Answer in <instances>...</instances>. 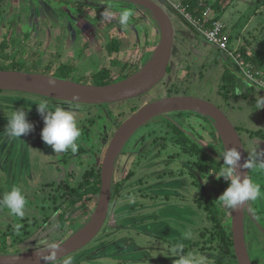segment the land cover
I'll list each match as a JSON object with an SVG mask.
<instances>
[{"label": "rangeland", "instance_id": "obj_1", "mask_svg": "<svg viewBox=\"0 0 264 264\" xmlns=\"http://www.w3.org/2000/svg\"><path fill=\"white\" fill-rule=\"evenodd\" d=\"M154 1L168 13L175 30L170 71L162 83L137 99L90 106L56 104L57 101L36 94L1 91L0 148L9 138L6 126L8 117L15 110H24L27 120L41 133L45 125L37 108L38 103L46 102L51 107L72 111L80 131L83 126L89 125V130L97 137L96 146L102 147L101 153L97 155L99 162L110 141L98 138L99 135L113 133L117 124L151 102L170 96H189L209 101L224 112L238 129L247 157L253 140L258 144V150H264V139L252 137V133L264 130V107L257 110L255 107L257 96L264 97V86L260 88L255 85L232 57L198 33L182 14L179 4H176L177 7L172 0ZM205 1L210 6L214 2ZM73 4L80 6L73 7ZM124 9L133 12L128 26L118 23L119 12ZM106 10L114 14L111 20L102 18ZM220 20L227 27L231 50L238 49L245 55L246 61L253 66L251 69L259 73L258 78L264 84V0H236L220 16ZM77 33L91 40L94 36L118 38V51L110 53L105 49L98 54L99 60L105 59L103 65L113 71L111 77L115 80L130 68H137L138 71L143 68L161 40L153 15L126 2L0 0V63L10 64L22 60L27 62H19L25 66L23 71L29 72L28 61L32 53L37 51L40 53L35 62L38 68L50 60L60 62L65 59L71 63V55L68 54L72 53L74 44L67 43L64 59H48L55 49L46 38L54 36L58 39L59 35ZM95 41L91 50L97 53L100 42ZM20 52L22 54L17 55ZM93 60L90 63L87 61L85 65L79 64L81 73H90L102 67L95 65ZM126 64L127 69L122 73L121 69ZM226 72L232 75L233 85L230 88L235 92V98L225 95L226 82L223 76ZM81 75L85 76L84 73ZM203 117L193 112L177 111L156 116L145 123L131 137V143L118 162L116 182H122V185L114 188L113 207L101 233L85 249L56 264H63L66 259H71L72 264H176L178 256L175 249L178 245L184 254L205 256L207 264H238L234 247L228 239H223L230 234L231 214L217 201L224 192L220 184L222 177L216 179L219 172L217 166L223 165V160L219 158L228 146L211 121ZM178 129L187 132L195 144L211 155L214 162L205 163L204 169L200 164L202 155L185 149L179 143L181 133ZM35 146L48 153L61 154L55 153L42 137L32 138L30 144H25V135H22L14 138L9 146L6 144L8 148L0 161V176L6 174L4 169L11 152L19 151L27 156ZM171 159L174 161L171 162ZM128 171L132 179L126 183L123 181ZM146 176L153 180L148 181ZM250 179L264 193V169H252ZM13 187H19L26 196L25 216H13L0 206L1 254L43 250L47 247L43 241L59 245L83 228L98 203V198L91 199L87 205L90 211L83 215L76 209L80 204L77 205L71 213V220L76 223L68 226L60 223L61 213L69 205V200L64 196L68 188L33 182L16 186L0 181V198ZM208 203L218 204L227 219L222 222L220 217L211 212ZM214 216L217 218L213 219ZM247 229L253 263L264 264V195L249 202ZM113 246H118L121 252L116 256L98 257Z\"/></svg>", "mask_w": 264, "mask_h": 264}, {"label": "water", "instance_id": "obj_2", "mask_svg": "<svg viewBox=\"0 0 264 264\" xmlns=\"http://www.w3.org/2000/svg\"><path fill=\"white\" fill-rule=\"evenodd\" d=\"M62 1H101V0H62ZM121 1L143 9L156 20L161 40L149 62L132 76L108 85H87L57 78L54 76L24 71L0 70V91L24 92L47 98L88 105H105L119 103L143 97L150 93L168 74L173 55L175 30L168 13L154 0H109ZM55 81V87H49V81ZM188 111L208 118L218 130L228 148L236 147L241 153L243 164L247 153L236 127L217 106L209 101L189 97L170 96L151 102L126 120L115 133L103 161L101 170V191L96 209L86 224L65 239L58 246V259L86 248L101 233L108 219L112 205L113 176L117 161L130 138L152 118L173 113ZM3 145V147H5ZM250 178V169H241ZM249 213V202L241 209L232 211V235L235 257L238 264H253L249 251L246 230V214ZM254 218V217H253ZM77 237L72 240V237ZM43 250L19 254H0V264H45L37 257ZM47 254V252L45 253Z\"/></svg>", "mask_w": 264, "mask_h": 264}, {"label": "flooded vegetation", "instance_id": "obj_3", "mask_svg": "<svg viewBox=\"0 0 264 264\" xmlns=\"http://www.w3.org/2000/svg\"><path fill=\"white\" fill-rule=\"evenodd\" d=\"M57 2L62 3L66 1L61 0ZM67 2H72V1H67ZM60 26H62L61 21H60ZM68 27H70V25H68ZM73 32H74V29H73ZM46 40L49 42L51 41L53 44L51 45L52 47L54 46V49H55V52L53 54L51 53L47 57L48 59L51 57L64 59V56H66L65 54L67 53L66 50L68 49V47H66L67 43L71 42V44H74L72 47V53L68 54V55H71V60H69L71 61V63L64 61L65 59L60 62H53V60H50L48 63L45 64V66H43L42 68H38L35 65V62H36V59H38L37 57L40 53L39 51H37V52L32 53L31 59L28 61V69H30L29 72L54 76L57 78L66 79L69 81L87 84V85H99L98 82H117L119 80L126 79V78L123 79L122 77L126 75L127 73L124 75L122 74L123 76L121 75L116 80L113 79L111 77L112 76L111 74H113V71L111 70V68L107 69L103 65L104 64L103 62L105 59L99 60V55H98L105 49L110 51V53H114L115 51H118L120 47L118 43L119 41L118 38L115 39L112 37L111 39L108 36H94L93 39L91 40L84 34L77 33L73 35L71 34L59 35L58 39L54 36H50V37L48 36ZM95 40L100 42L98 46L99 49L97 50L99 52L97 53L93 52L94 50H91L93 44L96 42ZM21 54H22L21 52L17 53V55H21ZM66 60H68V58H66ZM91 60H93L95 65L97 66L100 65L102 67L97 70H93V71L91 70L90 73H88V71H85L83 72L85 76H82L81 74L83 73H81V71L78 69L79 64L85 65L87 64V61L88 63H90ZM20 61L25 62L22 60ZM87 69H89V67ZM126 69H127V64L122 67L121 72L123 73ZM78 74L79 76H77ZM50 100L54 102L57 101L58 103L56 104H64V105H69V106L80 104V103L55 100V99H50ZM52 104L54 105L55 103H52ZM81 105L87 106L88 104H81ZM129 118L117 124L114 129L115 132L114 131L113 133L110 132L109 135L107 136L99 135L98 138L110 139L109 144H108V147H109L119 127ZM203 118L206 121H210L206 117H203ZM35 129H37V127L36 128L34 127L33 131H31L32 133H28L27 135H25V144L26 142L30 144V139L32 138L42 137L41 133H39ZM178 131H181V130L178 129ZM187 134H188L187 132L181 131V136L178 140L179 143L181 145H184L183 143L189 142L190 146L194 144L195 146H198L201 150H203V148L195 144L192 141L191 136ZM183 135H185L186 137H184ZM95 138H97L96 135L92 134V132L89 130V125H88V126L82 127L81 135L77 141L78 149L76 152H72L71 150H68L67 152H63L59 155H55L54 153H48L47 151H45L39 146H35L34 149L29 150V153H27V156L23 152H19V151L11 152L9 154L6 168L4 169V173L6 174L3 176H6V178H3V176L1 175L2 177L0 176V181L11 183L16 186H20V185L26 186V185H29L30 182H33V183L41 184L44 186L46 185V186H52V187H55V186L64 187V188L66 187L68 188V193L67 195H64V196L69 197V192L71 191V189L79 188L80 186H93L96 184L98 180V176L100 175L101 177L102 165H103V161H104L106 153L103 159L101 158L100 161L97 162V155L101 153L102 147L100 145L96 146L97 142L95 141ZM12 140H14V138H10V137L8 138L7 140L8 146L12 142ZM130 140L127 142L124 150L122 151L117 161L114 176H113V186L114 187L118 185H122V182L121 183L116 182V180L118 179L116 176L118 172L117 165H118L120 158L124 156V153L126 152V148L131 143ZM82 142L84 143L81 144ZM2 147L0 148V161L2 160L8 148V147H3V148ZM185 149H190V148L185 147ZM172 161H174V159H171V162ZM130 177H131V172L128 171L123 182L127 183L128 181H130L132 179ZM146 178H148L147 179L148 181L153 180V178L148 177V176H146ZM46 179H49L52 181L45 182L44 180ZM75 207H77V205ZM75 207L73 208L72 211H75L76 209L79 210L81 206H78L76 209ZM112 207L113 206L111 205V209ZM72 211L70 213H72ZM247 215L248 213L246 214V230H247V241H248V246H249V231L247 229ZM49 221L50 219H48V222ZM120 252L121 251L118 246H113V247L108 248L106 251H104L103 254H99L98 257L100 258L104 256L105 257H111L114 255L116 256ZM15 254H18V253L15 252Z\"/></svg>", "mask_w": 264, "mask_h": 264}, {"label": "clouds", "instance_id": "obj_4", "mask_svg": "<svg viewBox=\"0 0 264 264\" xmlns=\"http://www.w3.org/2000/svg\"><path fill=\"white\" fill-rule=\"evenodd\" d=\"M114 14L110 10L102 13V18L111 20ZM133 12L124 9L119 12L118 23L121 26H128ZM49 87H55V81H49ZM255 107L261 109L264 107V97L257 96ZM38 113L44 120V128L42 129V140L50 145L55 153H63L71 150L76 152L78 149L77 141L81 135L80 128L77 123L75 114L64 108L51 107L46 102L38 103ZM27 114L24 110H15L8 117L6 132L10 138H20L27 135L33 130V125L27 120ZM223 165L216 174V179L221 177L228 181V187L219 196L217 201L221 207L236 211L241 209L246 203L256 201L261 198L264 193L258 184L254 183L247 173H243L241 169H264V150H258V144L252 141V147L248 151V157L243 164L241 161V153L236 147L225 148L220 158ZM27 199L24 192L19 187H13L9 192L0 198V206L5 207L9 213L16 217H24ZM189 237L191 234H188ZM42 252L37 253L39 259H43L45 264H56L58 251L60 247L55 243H48ZM176 264H207V258L196 253L184 254L181 246H177ZM47 252V254H45ZM63 264H72L71 259H66Z\"/></svg>", "mask_w": 264, "mask_h": 264}, {"label": "trees", "instance_id": "obj_5", "mask_svg": "<svg viewBox=\"0 0 264 264\" xmlns=\"http://www.w3.org/2000/svg\"><path fill=\"white\" fill-rule=\"evenodd\" d=\"M57 1H61V0H57ZM235 1L236 0H217L212 5V9L217 14V19H220V16L218 14H220L221 12H225L227 9H229L231 7V5ZM74 2H76V1H74ZM205 3H206L205 0H182L181 8L185 9L187 13H189L192 16L196 17V16H200L203 13V11L205 10V8L207 6V4H205ZM72 6L73 7H77V6H80V4H73ZM19 62H21V61H15V62H12L10 64L0 63V70L23 71L24 70L23 68H25V66H23V64H21ZM26 71H24V72H26ZM137 71H138L137 68H131L127 72V74L124 75L122 78L123 79L124 78H128V77L132 76L133 74H135ZM169 71H170V69H169ZM223 80L226 82L225 89H226V93L227 94H225V95L226 96H230L231 98H235L236 94L230 88L233 85V83H232V75L229 74L228 72H226L224 74V76H223ZM112 83H115V82H98V84L100 86L108 85V84H112ZM193 114L196 115V116L200 115V114H197V113H193ZM213 128H215V127L213 126ZM179 133H181V131H179ZM238 133H239V131H238ZM183 136L186 137L185 135H183ZM252 137H260V138L264 139V130L252 133ZM183 144H184L183 145L184 147H188V148L192 149V152L200 153L202 155L201 156V162L202 163L200 162V164L203 165L202 167L204 169H206V164L205 163H207L209 161L211 163L214 162V160L211 158V155L209 153L204 152V150H201L198 146H195L194 144H192L190 146L189 142L188 143H183ZM220 167L221 166H217L218 169H220ZM250 176H252V169H250ZM220 184H222L221 191H225V189L228 187L229 182L225 181L224 178L222 177V180L220 181ZM114 188L115 187L113 186L112 206H113V199H114V195H115ZM100 191H101V177H100V175L98 176V180H97L96 184L93 185V186H80L79 188L71 189V191L69 192V197H67V199L69 200V205L66 208V210L61 214L60 223L66 224L68 226L75 225L76 222L74 220H71L72 219V214L70 212L73 210V208L76 205L80 204L81 207L79 208V211L81 212V215L88 213L90 211L89 210L90 208L87 206L88 203L91 201V199L98 198L99 194H100ZM208 207L211 208V212L213 214L217 215L218 217H220L222 219V222H224L227 219L226 216L222 215V211L219 208L218 204L208 203ZM228 212H230V214H231V217H230L229 220L232 221V210H229ZM216 218H217L216 216L213 217V219H216ZM223 239L224 240L228 239L230 241L231 246H233L232 224H231V227H230L229 236L224 237ZM1 252H0V254H1Z\"/></svg>", "mask_w": 264, "mask_h": 264}, {"label": "built area", "instance_id": "obj_6", "mask_svg": "<svg viewBox=\"0 0 264 264\" xmlns=\"http://www.w3.org/2000/svg\"><path fill=\"white\" fill-rule=\"evenodd\" d=\"M182 14L185 16L186 20L194 26V28L200 33L210 44L217 47L224 54L232 57L239 69L242 70L245 75L260 88L263 83L258 78L259 73L255 72L251 63L246 61L245 55H242L241 52L237 50H231L229 43V38L227 36V27L217 19V14L212 9V6L207 5L205 10L200 16H192L187 13L185 9L181 8Z\"/></svg>", "mask_w": 264, "mask_h": 264}, {"label": "crops", "instance_id": "obj_7", "mask_svg": "<svg viewBox=\"0 0 264 264\" xmlns=\"http://www.w3.org/2000/svg\"><path fill=\"white\" fill-rule=\"evenodd\" d=\"M172 1L175 3L174 5H176V4L178 5V4H179V6H181L182 0H172ZM216 1H217V0H214V2H213L212 4L210 3L211 6H212ZM234 3H235V2H234ZM234 3H233V4H234ZM233 4H232V5H233ZM177 5H176V6H177ZM232 5H231V6H232ZM177 7H178V6H177ZM227 10H228V9H227ZM227 10H226V11H227ZM226 11H225V12H226ZM225 12H221V13L218 14V15L221 16V15H222L223 13H225ZM219 20H220V19H219ZM220 21H221V20H220ZM221 22H222V21H221ZM222 23H223V22H222ZM223 24H224V23H223ZM224 25H225V24H224ZM225 26H226V25H225Z\"/></svg>", "mask_w": 264, "mask_h": 264}, {"label": "bare ground", "instance_id": "obj_8", "mask_svg": "<svg viewBox=\"0 0 264 264\" xmlns=\"http://www.w3.org/2000/svg\"><path fill=\"white\" fill-rule=\"evenodd\" d=\"M76 237H77V234H75V235L72 237V240H74Z\"/></svg>", "mask_w": 264, "mask_h": 264}]
</instances>
